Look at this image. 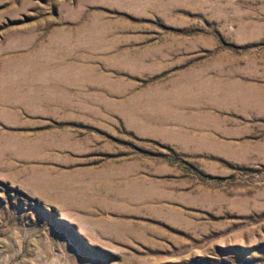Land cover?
Here are the masks:
<instances>
[{"label": "rangeland", "instance_id": "rangeland-1", "mask_svg": "<svg viewBox=\"0 0 264 264\" xmlns=\"http://www.w3.org/2000/svg\"><path fill=\"white\" fill-rule=\"evenodd\" d=\"M0 264H264V0H0Z\"/></svg>", "mask_w": 264, "mask_h": 264}]
</instances>
